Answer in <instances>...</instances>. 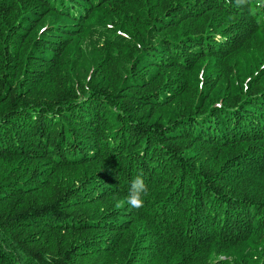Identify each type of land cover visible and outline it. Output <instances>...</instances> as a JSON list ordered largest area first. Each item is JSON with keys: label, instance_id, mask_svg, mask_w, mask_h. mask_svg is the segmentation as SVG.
Instances as JSON below:
<instances>
[{"label": "trees", "instance_id": "trees-1", "mask_svg": "<svg viewBox=\"0 0 264 264\" xmlns=\"http://www.w3.org/2000/svg\"><path fill=\"white\" fill-rule=\"evenodd\" d=\"M260 32L264 0H0V264H264Z\"/></svg>", "mask_w": 264, "mask_h": 264}, {"label": "rangeland", "instance_id": "rangeland-1", "mask_svg": "<svg viewBox=\"0 0 264 264\" xmlns=\"http://www.w3.org/2000/svg\"><path fill=\"white\" fill-rule=\"evenodd\" d=\"M243 16H244L243 14L240 16V18L238 20V24L241 23ZM248 16H249V14H248ZM240 39H241L240 45L242 46V49L239 51V53L250 52L252 49H256L259 52L256 53L254 56L253 55L243 56L241 59V62H242V64H244V68L243 69L237 68L235 70V72L237 73V75H243V73H244L243 70L245 68H247L248 72H246V74L247 73L248 74L243 75V78H241V81L250 82L251 87L258 89L262 85H264V84H261L262 81L258 82L255 79H254V81H253V79L247 80V78L249 76L253 75L259 69H261V67H264V33L260 32L257 34H251L249 36L241 37ZM238 56H239V54H238ZM85 62H86L85 57H81L80 59H78L76 61V67L78 68V70H79V68L83 67L82 65ZM226 63H227V61H226ZM227 65H228V63H227ZM86 71H88V70H86ZM260 72H261V70H260ZM228 73H230V71ZM229 160L230 159H228L226 163H228ZM260 160L261 159H258V158L255 159V161H260ZM261 173L264 175V170H262ZM225 177H227L232 182H235L238 180V182H240V184L244 183V181H242V179H243L242 174H239V173L231 172V173L227 174Z\"/></svg>", "mask_w": 264, "mask_h": 264}, {"label": "clouds", "instance_id": "clouds-1", "mask_svg": "<svg viewBox=\"0 0 264 264\" xmlns=\"http://www.w3.org/2000/svg\"><path fill=\"white\" fill-rule=\"evenodd\" d=\"M237 5H243L248 3V0H236ZM148 193V186L145 183L143 174H137L130 182L127 195L118 200L117 207H122L125 204L131 209L139 210L144 205V197Z\"/></svg>", "mask_w": 264, "mask_h": 264}]
</instances>
